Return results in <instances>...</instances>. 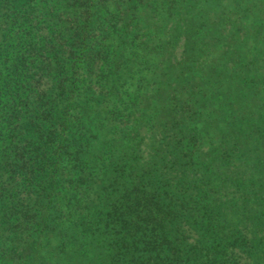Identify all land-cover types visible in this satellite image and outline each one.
<instances>
[{
  "label": "trees",
  "instance_id": "16d2710c",
  "mask_svg": "<svg viewBox=\"0 0 264 264\" xmlns=\"http://www.w3.org/2000/svg\"><path fill=\"white\" fill-rule=\"evenodd\" d=\"M0 264H264V0H0Z\"/></svg>",
  "mask_w": 264,
  "mask_h": 264
}]
</instances>
